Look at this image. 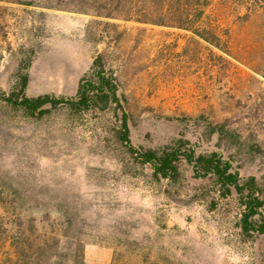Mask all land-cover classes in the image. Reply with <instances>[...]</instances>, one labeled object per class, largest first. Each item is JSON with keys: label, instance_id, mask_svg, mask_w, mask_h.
I'll return each instance as SVG.
<instances>
[{"label": "rangeland", "instance_id": "obj_1", "mask_svg": "<svg viewBox=\"0 0 264 264\" xmlns=\"http://www.w3.org/2000/svg\"><path fill=\"white\" fill-rule=\"evenodd\" d=\"M36 1L0 0V264H26L12 245L25 246L29 217L64 234L56 264H264V234L242 231L233 189L223 195L182 157L177 174L154 176L121 140L124 114L136 149L186 141L196 155L216 152L264 202V12L212 0L216 46ZM97 56L117 103L41 114L21 104L75 99ZM263 219L264 204L253 220Z\"/></svg>", "mask_w": 264, "mask_h": 264}, {"label": "trees", "instance_id": "obj_2", "mask_svg": "<svg viewBox=\"0 0 264 264\" xmlns=\"http://www.w3.org/2000/svg\"><path fill=\"white\" fill-rule=\"evenodd\" d=\"M31 0V3H36ZM41 2V1H40ZM212 0H44L45 7H55L70 11L83 12L96 17L137 21L154 25L170 26L189 30L207 42L219 46V37L216 25L206 21V9ZM38 3V2H37ZM241 4V3H240ZM248 4V5H246ZM249 6L248 13L264 12V0H250L244 4ZM117 85L111 72L105 70L101 56H97L91 67V79H82L75 99H55L48 95L26 97L21 104L26 105L31 113L39 114L46 111L44 105L64 104L72 109H89L101 103L105 108L109 103H117ZM121 140L135 154L142 164H149L152 174L167 178L178 173L177 161L182 157L192 165L197 177L215 176L223 189V195H229L233 189L238 195L242 206L240 222L244 232L255 231L264 234V219L261 222L253 220L261 214L263 199L260 197V188L253 182L240 183L236 172L232 171L229 161L220 154H195V149L186 141H179L175 147H164L160 150L136 149L128 138V128L125 115L122 114ZM19 226V225H18ZM38 226L36 219H26L23 237L25 246L13 244L16 256L26 252V264H56L53 258L57 257V250L61 236L56 229ZM68 264H76L75 260Z\"/></svg>", "mask_w": 264, "mask_h": 264}, {"label": "water", "instance_id": "obj_3", "mask_svg": "<svg viewBox=\"0 0 264 264\" xmlns=\"http://www.w3.org/2000/svg\"><path fill=\"white\" fill-rule=\"evenodd\" d=\"M26 2H27V0H26Z\"/></svg>", "mask_w": 264, "mask_h": 264}]
</instances>
